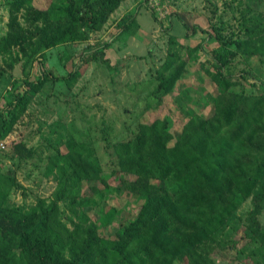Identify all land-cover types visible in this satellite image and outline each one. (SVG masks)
<instances>
[{
    "label": "trees",
    "instance_id": "1",
    "mask_svg": "<svg viewBox=\"0 0 264 264\" xmlns=\"http://www.w3.org/2000/svg\"><path fill=\"white\" fill-rule=\"evenodd\" d=\"M123 1L62 0L42 9L30 0L7 3L0 56L14 58L18 50L23 63L20 81H13L11 97L0 105V140L13 131L48 82H62L70 89L91 61L108 63V43L87 47L67 74L56 75L47 67L46 51L85 42L88 31L100 29ZM134 16L119 20L120 33L135 25ZM244 30V39L220 45L208 55L210 78L220 90L211 116L190 115L178 139L166 120L156 119L139 123L122 139L106 141L109 173L121 174L124 190L146 198L136 218L113 238L102 236L100 229L111 224L115 207L107 208L97 221L84 210L92 196L100 199L109 188L101 160L84 144L69 139L64 153L51 156L49 171H56L58 182L54 199L38 200L26 211L6 205L18 184L0 173V264H217L223 246L219 235L243 200L250 201L245 226L252 248L247 258L249 264H264V84L251 83L261 90L247 94L249 79L258 80L257 76L250 69L234 68L237 57H264V30ZM195 47L184 48L179 40V49L157 70L158 105L162 95L174 89L194 51L204 53L200 43ZM183 48L187 59L178 52ZM9 145L20 158L33 156L20 142ZM84 181L99 185L82 194ZM64 201L80 207L69 224L60 216L59 203Z\"/></svg>",
    "mask_w": 264,
    "mask_h": 264
},
{
    "label": "rangeland",
    "instance_id": "2",
    "mask_svg": "<svg viewBox=\"0 0 264 264\" xmlns=\"http://www.w3.org/2000/svg\"><path fill=\"white\" fill-rule=\"evenodd\" d=\"M11 1L0 0V37L6 32L7 3ZM30 2L39 9L62 4V0ZM126 14L135 15V25L120 33L118 22ZM255 21L259 23L257 27L253 26ZM244 29L264 30V0H124L100 29L88 31L85 42L46 51L47 67L56 75H65L87 47L109 44L104 50L108 63L100 58L91 61L70 89L62 82H48L33 97L13 131L0 140V173L14 177L18 184L11 189L6 205L26 211L38 200L52 201L58 182L48 162L56 151L64 153L66 141L73 139L93 150L103 164L109 188L100 199L92 196L84 210L92 221H97L107 208L115 207L111 224L100 229L102 236L113 238L136 218L146 198L124 190L121 174L109 173L106 141L122 139L131 135L139 123L156 119L166 120L169 131L178 139L190 115L211 116L213 99L220 90L210 78L208 55L220 45L230 46L244 39ZM179 40L184 48L200 43L204 53L194 51L182 77L170 93L162 95L158 105L154 95L156 72L169 53L179 49ZM184 48L178 52L187 59ZM12 55L14 58L0 56V105L11 97L13 81L22 77L23 58L18 50ZM244 57L235 59L234 68L250 69L257 76L258 80L249 79L246 87L247 94H257L261 87L250 84H264V57ZM35 72L36 68L32 69L30 76ZM13 141L30 149L33 156H16L9 145ZM97 185L98 181H84L81 193L87 195L88 188ZM59 207L67 224L80 209L76 202L68 201L60 202ZM249 209L250 201H241L220 233L223 246L215 259L217 264H249L252 243L245 226ZM261 222L264 223V213Z\"/></svg>",
    "mask_w": 264,
    "mask_h": 264
},
{
    "label": "built area",
    "instance_id": "3",
    "mask_svg": "<svg viewBox=\"0 0 264 264\" xmlns=\"http://www.w3.org/2000/svg\"><path fill=\"white\" fill-rule=\"evenodd\" d=\"M0 144L2 145V142Z\"/></svg>",
    "mask_w": 264,
    "mask_h": 264
}]
</instances>
